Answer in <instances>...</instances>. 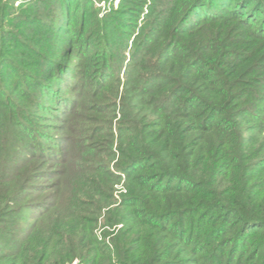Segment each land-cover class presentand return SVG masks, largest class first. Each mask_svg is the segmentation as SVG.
<instances>
[{
  "label": "trees",
  "instance_id": "16d2710c",
  "mask_svg": "<svg viewBox=\"0 0 264 264\" xmlns=\"http://www.w3.org/2000/svg\"><path fill=\"white\" fill-rule=\"evenodd\" d=\"M113 2L0 0V264H264V0Z\"/></svg>",
  "mask_w": 264,
  "mask_h": 264
},
{
  "label": "rangeland",
  "instance_id": "374dc122",
  "mask_svg": "<svg viewBox=\"0 0 264 264\" xmlns=\"http://www.w3.org/2000/svg\"><path fill=\"white\" fill-rule=\"evenodd\" d=\"M119 1L120 0H114V5H115V7H117L118 6V4H119ZM15 2L19 5V4H21V0H15ZM97 6L98 7H101L103 10H105V9H107L108 7H109V4L108 3H106V4H104V3H101V4H97ZM104 231V229H103V226H102V224H100V226H99V236L102 238V232Z\"/></svg>",
  "mask_w": 264,
  "mask_h": 264
},
{
  "label": "built area",
  "instance_id": "2783aa9c",
  "mask_svg": "<svg viewBox=\"0 0 264 264\" xmlns=\"http://www.w3.org/2000/svg\"><path fill=\"white\" fill-rule=\"evenodd\" d=\"M120 189H121V191H124L123 187H121Z\"/></svg>",
  "mask_w": 264,
  "mask_h": 264
}]
</instances>
